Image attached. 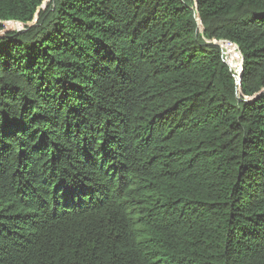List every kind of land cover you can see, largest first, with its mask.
I'll return each mask as SVG.
<instances>
[{
    "label": "trees",
    "instance_id": "trees-1",
    "mask_svg": "<svg viewBox=\"0 0 264 264\" xmlns=\"http://www.w3.org/2000/svg\"><path fill=\"white\" fill-rule=\"evenodd\" d=\"M0 264H264V0H0Z\"/></svg>",
    "mask_w": 264,
    "mask_h": 264
}]
</instances>
